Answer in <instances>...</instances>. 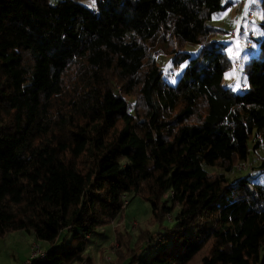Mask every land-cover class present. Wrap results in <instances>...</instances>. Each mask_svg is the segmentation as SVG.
<instances>
[{
    "label": "trees",
    "instance_id": "16d2710c",
    "mask_svg": "<svg viewBox=\"0 0 264 264\" xmlns=\"http://www.w3.org/2000/svg\"><path fill=\"white\" fill-rule=\"evenodd\" d=\"M83 1L0 0V238L46 246L33 264H94L132 195L151 216L135 238L115 226L109 264H264V185L229 177L264 151V21L236 93L222 0Z\"/></svg>",
    "mask_w": 264,
    "mask_h": 264
},
{
    "label": "rangeland",
    "instance_id": "374dc122",
    "mask_svg": "<svg viewBox=\"0 0 264 264\" xmlns=\"http://www.w3.org/2000/svg\"><path fill=\"white\" fill-rule=\"evenodd\" d=\"M262 0H222V4H228V8L214 17L212 25L222 29L224 33L218 34L214 39L226 46V53L233 62V67L226 73L235 71L234 76L224 78V86L229 87L236 93H242L241 86L247 85L248 72L246 69L251 67L247 64L250 59L256 57L258 54V41L261 39L260 25L264 21V9L262 7ZM92 0L83 1L82 4L92 8ZM190 50V49H189ZM231 50V51H229ZM154 52V57L160 65L163 73V79L166 83L174 85L179 77L180 70L172 72V67L169 63L170 58L164 56L163 53L159 55ZM173 73V74H172ZM239 82V87H237ZM245 165H238L229 177L230 180L235 181L238 178L252 174L253 182L264 185V173H255V167L259 158L264 155L262 149L252 152ZM125 216L118 224L113 222L111 225L98 229V236H95L93 243L89 245L88 253L93 258L94 264H109L113 260L114 248L117 247L114 238V228L118 225L121 233H129L135 238L137 228L145 227L149 221L151 213L150 207L132 195L124 197ZM178 211L175 210L170 218L166 221L167 225H171L174 215ZM169 221V222H168ZM30 239L26 232H12L10 237L1 242L0 241V264H22L25 256L23 255V237ZM1 239V238H0ZM35 240V239H34ZM14 244V245H13ZM40 249H47L46 246L38 242ZM30 246V244H29ZM17 250L16 257L18 261L11 259V251ZM30 252V251H29ZM29 256V253L27 254Z\"/></svg>",
    "mask_w": 264,
    "mask_h": 264
},
{
    "label": "crops",
    "instance_id": "0c3cea01",
    "mask_svg": "<svg viewBox=\"0 0 264 264\" xmlns=\"http://www.w3.org/2000/svg\"><path fill=\"white\" fill-rule=\"evenodd\" d=\"M244 86V85H242ZM11 234V233H10ZM10 234H7L5 235L4 237H2L0 239L1 242L7 240L9 237H10ZM21 234V233H19ZM21 236L23 237L24 235L21 234ZM30 236V239H24L25 237H23V255H26L25 257V260H24V263L22 264H25V262L29 259L30 257V252H31V247L32 245L34 244L35 240H34V237L32 235H29ZM30 244V246H29ZM14 245V244H13ZM30 251V252H29ZM17 250L14 249L13 251H11V259L13 258L14 260H17L18 261V256L16 257V254H17ZM29 253V256L27 255Z\"/></svg>",
    "mask_w": 264,
    "mask_h": 264
},
{
    "label": "built area",
    "instance_id": "2783aa9c",
    "mask_svg": "<svg viewBox=\"0 0 264 264\" xmlns=\"http://www.w3.org/2000/svg\"><path fill=\"white\" fill-rule=\"evenodd\" d=\"M155 54L159 55L160 53H155ZM241 89L245 90L246 86H242ZM46 255H47L46 251L40 249V245L33 244L31 247L30 257L25 262V264H33L32 260H40V259L46 257Z\"/></svg>",
    "mask_w": 264,
    "mask_h": 264
},
{
    "label": "snow or ice",
    "instance_id": "6c2138e0",
    "mask_svg": "<svg viewBox=\"0 0 264 264\" xmlns=\"http://www.w3.org/2000/svg\"><path fill=\"white\" fill-rule=\"evenodd\" d=\"M92 4L93 5L95 4V0H92ZM229 51H231V50H229ZM181 67H183V66H181ZM234 75H235V71H233L232 73L226 74V78H228L230 76H234ZM236 86L239 87V82H237V85Z\"/></svg>",
    "mask_w": 264,
    "mask_h": 264
}]
</instances>
